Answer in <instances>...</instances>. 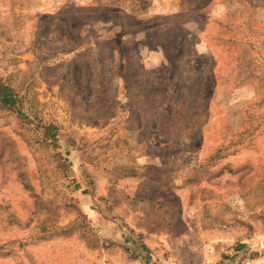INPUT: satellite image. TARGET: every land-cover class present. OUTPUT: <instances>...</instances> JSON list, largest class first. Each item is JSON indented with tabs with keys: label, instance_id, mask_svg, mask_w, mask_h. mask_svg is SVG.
Here are the masks:
<instances>
[{
	"label": "rangeland",
	"instance_id": "1",
	"mask_svg": "<svg viewBox=\"0 0 264 264\" xmlns=\"http://www.w3.org/2000/svg\"><path fill=\"white\" fill-rule=\"evenodd\" d=\"M0 264H264V0H0Z\"/></svg>",
	"mask_w": 264,
	"mask_h": 264
},
{
	"label": "trees",
	"instance_id": "2",
	"mask_svg": "<svg viewBox=\"0 0 264 264\" xmlns=\"http://www.w3.org/2000/svg\"><path fill=\"white\" fill-rule=\"evenodd\" d=\"M0 101L10 107L16 103V98L12 95L10 88L3 84H0Z\"/></svg>",
	"mask_w": 264,
	"mask_h": 264
}]
</instances>
